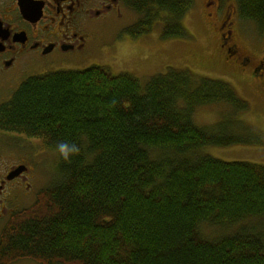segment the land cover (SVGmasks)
<instances>
[{
	"label": "trees",
	"instance_id": "trees-1",
	"mask_svg": "<svg viewBox=\"0 0 264 264\" xmlns=\"http://www.w3.org/2000/svg\"><path fill=\"white\" fill-rule=\"evenodd\" d=\"M121 1L139 16L132 37L157 24L166 39L187 36L195 0ZM236 3L263 33L264 0ZM221 103L249 108L231 84L190 70L145 86L102 66L27 81L3 110L4 128L78 151L60 154V180L3 229L0 264H264V232L252 222L264 220V165L198 153L243 142L195 123L200 106ZM205 225L223 233L205 237Z\"/></svg>",
	"mask_w": 264,
	"mask_h": 264
},
{
	"label": "flooded vegetation",
	"instance_id": "flooded-vegetation-1",
	"mask_svg": "<svg viewBox=\"0 0 264 264\" xmlns=\"http://www.w3.org/2000/svg\"><path fill=\"white\" fill-rule=\"evenodd\" d=\"M231 0H205L201 14L208 32H219V64L243 76L264 96V49L244 51L237 41L240 20ZM121 0H0V227L37 195L36 181L45 151L43 137L10 131L2 117L21 87L55 72L54 59L83 58L99 47V35L120 19ZM240 17V16H239ZM39 145H36V144ZM28 208V207H27ZM3 231V230H2ZM22 260L11 264H23Z\"/></svg>",
	"mask_w": 264,
	"mask_h": 264
},
{
	"label": "rangeland",
	"instance_id": "rangeland-1",
	"mask_svg": "<svg viewBox=\"0 0 264 264\" xmlns=\"http://www.w3.org/2000/svg\"><path fill=\"white\" fill-rule=\"evenodd\" d=\"M205 0H195L193 8L182 20L187 31L183 38L166 39L163 37V25L157 24L151 31L137 38L129 31L139 16L124 5L120 19H114L105 26L99 35V47L90 51L81 59L72 56L64 59H54L51 70L83 71L93 66H102L114 75L129 73L146 85L157 75H165L168 69L190 70L197 78L221 80L233 86L237 94L247 102L248 110L238 111L230 104H211L200 106L194 112L195 123L208 129L213 134L229 137L239 136L243 142L227 147L206 146L198 153L210 155L227 162H250L264 165V96L257 93L253 84L249 85L244 77L236 71H229L219 64L222 55L218 49L219 32H208L204 26L201 14ZM230 7L237 9L236 0L230 1ZM240 20L237 41L244 51L255 48L258 52L264 49V32L261 33L253 21ZM233 124H237L233 127ZM36 145H39L38 143ZM60 153L50 149L42 155L39 173L36 181L37 195L33 201L26 204L30 207L38 194L51 187L61 178ZM258 224L264 232V220L252 221ZM246 226L250 221H246ZM3 225V224H2ZM0 227V239L3 227ZM241 224L230 228L235 230ZM217 228L205 225L202 234L208 238H216L222 234ZM23 264H38L31 260Z\"/></svg>",
	"mask_w": 264,
	"mask_h": 264
},
{
	"label": "clouds",
	"instance_id": "clouds-1",
	"mask_svg": "<svg viewBox=\"0 0 264 264\" xmlns=\"http://www.w3.org/2000/svg\"><path fill=\"white\" fill-rule=\"evenodd\" d=\"M58 152L65 158L67 159L69 157V152L70 151H78V149H72V150H69L66 143L64 142H61L59 145H58V148H57Z\"/></svg>",
	"mask_w": 264,
	"mask_h": 264
}]
</instances>
